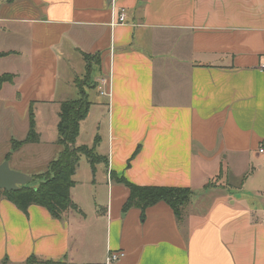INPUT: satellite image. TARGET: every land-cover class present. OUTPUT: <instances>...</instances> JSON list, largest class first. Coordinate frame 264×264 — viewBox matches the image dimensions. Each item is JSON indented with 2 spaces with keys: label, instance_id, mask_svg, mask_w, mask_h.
Masks as SVG:
<instances>
[{
  "label": "crops",
  "instance_id": "0c3cea01",
  "mask_svg": "<svg viewBox=\"0 0 264 264\" xmlns=\"http://www.w3.org/2000/svg\"><path fill=\"white\" fill-rule=\"evenodd\" d=\"M0 52V74H15L0 90V164L27 137L31 106L41 140L10 166H35L24 158L46 144L60 151L61 104L94 64L100 97L77 145L98 108L107 132L94 144L108 158L91 166L90 196L77 197L74 175L79 209L60 219L0 196V264H264V0H0ZM112 174L193 194L180 218L163 201L125 211L130 190Z\"/></svg>",
  "mask_w": 264,
  "mask_h": 264
},
{
  "label": "trees",
  "instance_id": "16d2710c",
  "mask_svg": "<svg viewBox=\"0 0 264 264\" xmlns=\"http://www.w3.org/2000/svg\"><path fill=\"white\" fill-rule=\"evenodd\" d=\"M6 54V52H0V57ZM83 55L86 61L93 60L92 55L87 53H83ZM14 79L15 74L9 72L0 74V90L4 83H12ZM78 86L80 87V97L66 100L61 104L60 120L57 127V144L60 151L49 162L45 171L33 176V180L37 178L39 182L33 183L32 180L18 190H0V196L14 202L22 210H27L33 204L42 205L49 209L53 217L59 219L72 209L78 210L79 207L72 199L71 190L75 184L74 175L77 172L81 156L85 155L87 157L94 171L98 163H108V158L99 154L96 150L98 138L93 146L87 144L77 145L81 121L88 116L92 105L86 90L81 87L79 82ZM29 118L30 128L27 137L24 140L12 139L11 150L6 157L7 160L12 152L18 150L24 144L40 142L33 106L30 107ZM112 177L116 182L125 184L130 190V195L124 205L125 211L133 206L144 211L147 207L163 201L168 203L174 209L176 216L180 218L183 207L189 202L193 194L190 187L141 186L130 182L124 177L119 178L113 176V174ZM39 262V258L31 256L27 264H38ZM48 264H60V262L49 261Z\"/></svg>",
  "mask_w": 264,
  "mask_h": 264
},
{
  "label": "rangeland",
  "instance_id": "374dc122",
  "mask_svg": "<svg viewBox=\"0 0 264 264\" xmlns=\"http://www.w3.org/2000/svg\"><path fill=\"white\" fill-rule=\"evenodd\" d=\"M94 57V56H93ZM92 57V59H93ZM93 60H88L87 63H91L93 65L94 62H90ZM97 65H93L91 68L90 75L88 74V72L86 73L85 71L83 72V75H79L80 79L77 80V84L73 85L72 87L69 88L70 91V95L73 99H77L80 97V87L78 86V82L81 85V87H83V89H85L87 91V93H89V97L91 100L93 101H97V99L100 97V92L98 89H96L95 84L93 83L92 79H96L97 78ZM89 77H91L92 79H89ZM67 84L64 83V81L60 82V86H66ZM106 91V90H105ZM103 98V97H102ZM93 113L91 115V117L86 121L85 124V131L83 132L82 135V140L85 141V143H88L89 145L93 146L94 145V141H95V137L97 135H101V137L103 139H105V135L107 132V120L102 116V114H100V110L98 108H93L92 109ZM28 120V119H27ZM26 120V121H27ZM24 119L23 117L20 118L18 115V119L15 123V126H13V130L15 129V133H17L16 135L18 136H22L23 135V131H24ZM27 126H28V121H27ZM94 127H96L98 129V133H94ZM17 128V130H16ZM55 131L57 132V126L55 128ZM55 132V136H57V133ZM14 133V132H13ZM104 143L102 142L101 145H103ZM9 148V144L8 142L5 140V138H3L0 142V158L3 156V154L8 150ZM58 149H54L52 145L50 144H46L43 146V148L41 149L40 153L39 152H33L34 156H27L25 157V161L29 164V163H34L35 166L32 167H17L15 164L11 163V167L15 170L24 172L26 174L32 175L35 173H41L43 172V170L45 169L47 163L49 162L50 159L56 157L58 155ZM39 153V154H38ZM15 162V161H14ZM91 171V165L90 162L88 161L87 157L85 155H82L79 161V166L77 167V172H76V177L75 179L78 181V187L76 189V193H77V197L81 196L83 192V190L87 191V194L89 193V186L90 184L93 183H89V181H87V177L89 176ZM33 183H38L39 179H34L32 181ZM100 185V188H98L97 190H100V195L101 197V202H103V196H104V186H106V182L103 181L102 183H98ZM90 196V194H88ZM85 196V194H84ZM80 199V198H79ZM84 203V202H83ZM87 207V211L92 215V209L89 208V206L87 204H85ZM86 209V208H85ZM40 264H48L49 261H43V260H39ZM38 263V264H39Z\"/></svg>",
  "mask_w": 264,
  "mask_h": 264
},
{
  "label": "water",
  "instance_id": "95a60500",
  "mask_svg": "<svg viewBox=\"0 0 264 264\" xmlns=\"http://www.w3.org/2000/svg\"><path fill=\"white\" fill-rule=\"evenodd\" d=\"M32 180L31 175L11 168L8 160L0 164V190H18Z\"/></svg>",
  "mask_w": 264,
  "mask_h": 264
},
{
  "label": "built area",
  "instance_id": "2783aa9c",
  "mask_svg": "<svg viewBox=\"0 0 264 264\" xmlns=\"http://www.w3.org/2000/svg\"><path fill=\"white\" fill-rule=\"evenodd\" d=\"M126 18V15L124 13V11H119L116 13V18H115V22L116 23H120V22H124ZM262 67L264 68V61L262 63ZM103 94H108L106 91H102ZM261 152H264V148H261ZM264 221V218H263ZM125 255L124 252H111L108 256V262H112V261H117L119 259H121L123 256Z\"/></svg>",
  "mask_w": 264,
  "mask_h": 264
}]
</instances>
